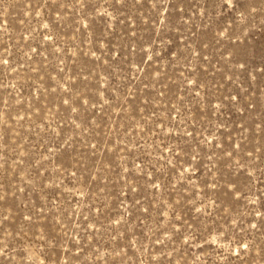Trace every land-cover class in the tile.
Masks as SVG:
<instances>
[{"label":"rangeland","instance_id":"obj_1","mask_svg":"<svg viewBox=\"0 0 264 264\" xmlns=\"http://www.w3.org/2000/svg\"><path fill=\"white\" fill-rule=\"evenodd\" d=\"M221 2L0 0V264H264V0Z\"/></svg>","mask_w":264,"mask_h":264},{"label":"snow or ice","instance_id":"obj_2","mask_svg":"<svg viewBox=\"0 0 264 264\" xmlns=\"http://www.w3.org/2000/svg\"><path fill=\"white\" fill-rule=\"evenodd\" d=\"M220 7L222 10L225 11L226 10L238 11V9H242V11L239 13V19L241 23H244L248 18V16L253 15L256 11L255 8H251V10H249L248 6L240 3V0H222ZM262 11H264V9H262ZM225 31L229 32L230 35L235 36V33L232 31V29H228L226 27ZM225 31H220L219 36L223 37L225 35ZM229 56L232 57L233 60L236 59L246 60V58L249 56V53L247 52L246 49H237L233 52H230ZM261 66L262 68H264V55H262ZM237 67H239L240 69H244L245 63H239ZM188 83H192V81H188ZM232 99L235 100L236 96H233ZM65 103H67V101H65ZM210 103L211 102L209 101V104ZM253 227H255V225H253ZM245 247L247 246L245 245Z\"/></svg>","mask_w":264,"mask_h":264}]
</instances>
